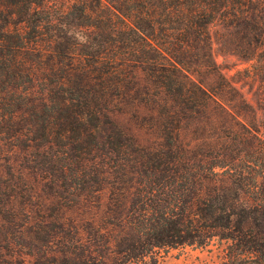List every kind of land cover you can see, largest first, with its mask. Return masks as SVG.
<instances>
[{
  "label": "trees",
  "instance_id": "obj_1",
  "mask_svg": "<svg viewBox=\"0 0 264 264\" xmlns=\"http://www.w3.org/2000/svg\"><path fill=\"white\" fill-rule=\"evenodd\" d=\"M211 25L264 74V0H0V264H34L9 250L23 229L71 227L52 202L72 212L103 194L146 246L217 238L222 264H264V139L212 57ZM126 111L133 129L115 119Z\"/></svg>",
  "mask_w": 264,
  "mask_h": 264
},
{
  "label": "rangeland",
  "instance_id": "obj_2",
  "mask_svg": "<svg viewBox=\"0 0 264 264\" xmlns=\"http://www.w3.org/2000/svg\"><path fill=\"white\" fill-rule=\"evenodd\" d=\"M217 25L209 27L211 35V54L223 76L230 81L235 91L241 96L239 102L241 109L248 119L258 129V134L264 139V76L262 70L253 68L252 61L239 59L232 53L221 51L215 41L214 32ZM130 112H116L115 119L122 125L133 129L140 123L134 119ZM137 135L142 139H150L151 136L145 129H135ZM193 125L190 124L187 133V140L190 145L195 144ZM205 149L212 142L210 132L205 130ZM257 179H260L259 177ZM207 185L212 186L207 182ZM222 185L225 189L236 191V186L226 179L217 181V186ZM223 192V191H222ZM228 192V191H227ZM241 201L232 202L236 208L251 204L250 196L242 194ZM102 206H79L72 212H64L54 201L47 214L64 216L72 219L73 223L67 220L58 223H40L29 232L22 230L23 236L15 238L9 250L30 251L33 253L34 264H220V257L226 251L227 243L217 238H211L202 245L174 246L169 258L165 256V250L161 249L160 256L153 257V254L143 256L152 247L146 246L144 238L134 233L133 229L122 225L118 215L120 209L112 208L111 211L103 206L106 195H101ZM60 224V223H59ZM73 226V227H72ZM11 234L17 236L15 230L9 229ZM5 229L2 230V233ZM27 235V236H26ZM32 235H47L43 239H34ZM26 236V237H24ZM193 246V247H192ZM157 247V246H156ZM168 247V246H158ZM122 249L124 252L115 253ZM111 251V252H109ZM4 243L0 242V254H4ZM159 258V259H157ZM159 260V261H158Z\"/></svg>",
  "mask_w": 264,
  "mask_h": 264
},
{
  "label": "crops",
  "instance_id": "obj_3",
  "mask_svg": "<svg viewBox=\"0 0 264 264\" xmlns=\"http://www.w3.org/2000/svg\"><path fill=\"white\" fill-rule=\"evenodd\" d=\"M178 247H182V245H180V246H178ZM193 247V246H192ZM161 249H163V250H165L166 252H165V256H163L162 257V259H167V258H169V254H170V252L172 251V250H176V248H174V247H152L151 248V250L149 251V252H147V254H145L144 256H143V258L144 257H147V255H150V254H153V257L152 258H155L156 256H160V254H161ZM157 259H159V258H157ZM225 251H224V253H223V255L220 257V264H222L224 261H225ZM159 261V260H158ZM142 264H148V263H142ZM152 264V263H151ZM156 264H157V262H156Z\"/></svg>",
  "mask_w": 264,
  "mask_h": 264
}]
</instances>
